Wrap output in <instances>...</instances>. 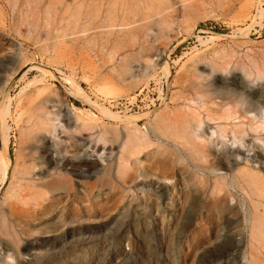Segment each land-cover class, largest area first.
I'll return each mask as SVG.
<instances>
[{
	"label": "rangeland",
	"instance_id": "obj_1",
	"mask_svg": "<svg viewBox=\"0 0 264 264\" xmlns=\"http://www.w3.org/2000/svg\"><path fill=\"white\" fill-rule=\"evenodd\" d=\"M53 1L0 0V115L9 105L0 250L15 264H248L257 198L232 175L258 166L230 149V167L223 153L202 154L188 130L200 117L201 131L222 125L217 144L243 140L249 156L264 148V0H154L155 12ZM212 91L220 97L209 100ZM249 105L256 119L223 117ZM65 107L78 115L69 123ZM34 122L60 125L67 156L89 140L105 156L84 164L85 174L66 162L58 170L47 139L31 138ZM239 123L246 135L234 138ZM165 175L173 185L158 181ZM27 177L43 185L11 202Z\"/></svg>",
	"mask_w": 264,
	"mask_h": 264
},
{
	"label": "bare ground",
	"instance_id": "obj_2",
	"mask_svg": "<svg viewBox=\"0 0 264 264\" xmlns=\"http://www.w3.org/2000/svg\"><path fill=\"white\" fill-rule=\"evenodd\" d=\"M38 1V0H37ZM61 0H54L53 3L55 4L56 2H60ZM154 0H121L118 4H117V1L114 0V3L112 2V5L110 4V8L109 9H106L105 12H150V9L153 8L154 12H155V9H154V6L156 7L157 4L154 2L152 3ZM94 7H98V6H94ZM100 8V7H99ZM95 9V8H93ZM53 10V9H52ZM92 10V9H91ZM100 12H103V10L99 9ZM97 9V11H99ZM94 12V10H92ZM95 11V12H97ZM91 12V11H90ZM159 12V11H157ZM166 71V69H165ZM167 72V71H166ZM167 76V74H166ZM217 80V79H216ZM216 82V81H214ZM211 84V83H210ZM215 85V84H214ZM219 85V84H218ZM72 91V90H71ZM70 91V92H71ZM208 91V90H207ZM231 91V90H230ZM219 92V91H218ZM220 93V92H219ZM226 93V92H225ZM233 93V92H232ZM254 94V93H253ZM257 94V93H256ZM235 95V94H234ZM206 96L208 97L209 100H212L213 98L215 97H220L218 94H216L215 91H212L210 93H207ZM230 97V96H229ZM234 98V97H233ZM246 98V97H245ZM218 100V99H217ZM226 100V99H225ZM235 101H239V102H243L244 99L243 98H239V99H234ZM220 101V100H219ZM246 101V100H245ZM249 101V100H248ZM247 101V102H248ZM10 102V101H8ZM8 104V103H7ZM238 104V103H237ZM240 104V103H239ZM252 104V103H251ZM6 105V104H5ZM6 109H4V114H1L0 115V124L1 126L3 127V130L5 128V124H6V119H5V114H8V109H9V105L5 106ZM241 105V104H240ZM247 105V104H246ZM255 105V104H254ZM36 106V105H35ZM35 106H33L35 108ZM38 106V105H37ZM235 108V107H234ZM240 108V107H239ZM256 108V107H255ZM260 109V108H259ZM230 110V109H229ZM252 110V106L249 105L247 107H244V109L242 111H240L236 116H232V112H230L227 116H223L224 118L226 117L227 118H231L232 120L237 118V117H245V118H255L253 117L254 114H250ZM45 111V110H44ZM43 111V112H44ZM255 111H258L255 109ZM261 112V111H260ZM264 112V111H263ZM41 113V112H40ZM258 113V112H257ZM256 113V114H257ZM59 114V113H57ZM243 114V115H242ZM255 114V115H256ZM259 115V114H258ZM62 118H64L66 120L67 123H69L70 121H72V119L74 118H77V114L76 112L71 108V107H65L64 110H63V113H62ZM112 116H116L118 117L116 114H113ZM9 117V115H8ZM40 117V115H39ZM42 117H44L42 115ZM110 117V116H109ZM120 117V116H119ZM198 117H199V114H198ZM210 117V116H209ZM114 118V117H113ZM213 118V117H212ZM208 119V117H207ZM242 119V118H241ZM240 119V120H241ZM256 119V118H255ZM258 119V118H257ZM36 120V119H35ZM34 120V121H35ZM204 120V119H203ZM215 120V118H214ZM213 120V121H214ZM219 120V119H218ZM221 120V119H220ZM252 120V119H251ZM37 121V120H36ZM199 121L202 123V119L199 117ZM224 121V120H222ZM234 121V120H233ZM235 121H238V120H235ZM255 121V120H252V122ZM260 121V120H259ZM40 122V121H39ZM219 122V121H218ZM226 122V121H225ZM239 122V121H238ZM244 122V121H243ZM257 122V120H256ZM42 123V122H41ZM220 123V122H219ZM232 123V122H230ZM34 124H37L34 122ZM40 125V123H38ZM37 124V125H38ZM228 124V123H227ZM253 124V123H252ZM259 124V123H258ZM257 124V125H258ZM36 125V127H37ZM45 125V123H44ZM55 125V124H53ZM242 125V124H241ZM245 125V124H244ZM41 127L43 126V123L42 125H40ZM39 126V127H40ZM60 128V125H55V126H52L53 130L48 127L45 126V128H36V130L33 129V134L31 133V135H33V137L31 138H35V139H47V141L49 142V144H47L54 152H55V164L57 165L55 168L60 170L59 168H61L63 166V163L66 162L67 164H71L73 166H75V169L79 172V173H83L85 174L86 173V169L83 167L84 164L88 163V161L90 159H95L97 157L98 158H103L105 156L104 154V150L102 151H98V149L96 148V143L93 141V140H89V141H86L85 143H81L80 145H78L75 150L73 152H71V154L69 156L66 155V151H65V148H61L60 147V143L58 141V134L56 133V129H59V128H56L58 127ZM222 126V125H221ZM220 125H210L208 124L205 128V130L201 131L200 130V134H201V140L203 141L205 138L208 139V143H205V142H201L196 144L195 146H198V149L200 147H202L203 152L202 154H206L207 156L210 155V154H219V153H223L224 155H226V158L224 155V159H225V163L227 164L228 167H230L232 165V162L234 163V161H237L236 157H231L228 155V150L230 149L231 153H233L234 151L235 152H241L242 154H244V156L242 157V159L244 158L247 162L248 160L250 161V159H253L256 164H253L255 167L258 166V172L257 171H254L253 169L250 168H244L243 169H239L236 171V174H233L232 175V181L233 183H237V185H239L242 189L243 188V183L246 184V186H252L253 189H248L250 190L252 193H253V196H254V193L256 194V200H254L252 197H250V203L253 205V215H251V210H250V215L252 216V220L251 221V231H250V241H249V248H250V260L248 261V264H264L262 262V260H260L257 257L254 256V252L253 251H256L258 249V247L260 248V251H263L264 252V148L261 147V146H258L259 147V151L257 153H254L253 156H249L250 153L248 154L247 152H245L246 150H242L240 149L238 146H229L227 145L225 142V145H223L222 147L220 148H217L216 145L217 144V140L216 138L214 137H217L219 135V138L220 136L225 135V133L222 131V127ZM226 125H224V130L226 129L225 128ZM243 126V125H242ZM228 127V126H226ZM232 127L231 125H229L228 127V130L229 128ZM240 126V123L239 125L235 124V126L233 127V137L235 138L237 136V134H240V135H244L245 133V130L244 127H241ZM259 127V126H258ZM35 128V127H34ZM56 128V129H55ZM256 128V127H255ZM61 129V128H60ZM264 129V128H263ZM257 130V129H255ZM247 131V130H246ZM181 132H182V146H187V142H188V139L186 138V128L182 127L181 128ZM258 132V131H257ZM188 133L190 134V129L188 130ZM259 134L258 137H261V135H263V133L259 132L257 133ZM191 135V134H190ZM231 135V136H232ZM246 135V134H245ZM192 136V135H191ZM222 137H225V136H222ZM244 137V136H243ZM243 137L239 138L242 139ZM263 137V136H262ZM261 137V138H262ZM233 138V140H234ZM238 138V139H239ZM264 138V137H263ZM222 140L224 138H221ZM256 139V138H255ZM260 139V138H259ZM258 140V139H256ZM264 140V139H263ZM262 140V141H263ZM255 141V140H254ZM192 142V141H191ZM190 142V143H191ZM234 142V141H233ZM196 143V142H195ZM246 143V142H245ZM251 143V142H250ZM264 145V144H262ZM251 146V145H250ZM249 146V147H250ZM197 149V147H196ZM200 149H199V152H200ZM220 155V156H221ZM218 156V155H217ZM95 157V158H94ZM244 160V161H245ZM252 161V160H251ZM246 163V162H245ZM251 163V162H250ZM249 164V163H248ZM9 160L6 158V155L3 153L0 155V173H1V180L3 181L5 178H7V175H8V168H9ZM66 165V164H65ZM206 165V164H205ZM214 167V166H213ZM246 167V166H245ZM87 168V167H86ZM206 168H209V166L207 165ZM204 169V168H203ZM210 169H211V166H210ZM215 169V167L213 168ZM217 169V168H216ZM206 171V170H204ZM51 171L48 169V168H45L44 172L45 175H48ZM138 174V173H137ZM144 174V173H143ZM139 175V174H138ZM146 175V174H145ZM143 176V175H142ZM221 179L225 180L226 179V176H224L223 174H220L219 175ZM156 177V176H155ZM238 178L240 179V181L238 180ZM158 181L160 182H163V183H166V184H169L171 185L172 182H173V176H166L159 179L157 177ZM38 179H35V178H32V177H27L26 181H25V184L17 189L14 190V193H13V199L14 201H11V202H21V203H24L25 202V191L26 189L29 190L32 194L34 193H37V189H36V186L37 184H40V185H43L42 182H38L37 181ZM226 181V180H225ZM173 185V184H172ZM31 187V189H28L27 187ZM167 186V185H166ZM253 190V191H252ZM255 191V192H254ZM252 193H249V195L251 196ZM254 196V197H255ZM173 197V196H172ZM249 199V198H248ZM173 200V199H172ZM172 200H169V204L172 203ZM244 201V200H243ZM10 202V203H11ZM245 202V201H244ZM243 202V203H244ZM247 202V201H246ZM14 203H11V204H14ZM173 204V203H172ZM249 205V204H248ZM18 206V205H17ZM15 206V207H17ZM262 207V210L259 209V207ZM14 207V206H12ZM14 207V208H15ZM246 206H244L245 208ZM248 207V206H247ZM252 207V206H251ZM246 210V209H245ZM245 212V211H244ZM247 213V212H246ZM248 214V213H247ZM249 215V214H248ZM251 219V218H250ZM93 221H83L81 223H92ZM79 223V222H78ZM41 233H50V231L48 229H46L45 227L40 231ZM7 233V232H6ZM231 233V232H230ZM258 251V250H257ZM260 251H259V254H260ZM258 253V252H257ZM256 253V255H257ZM3 255L0 256V260H9V257H11V254L9 253H5L3 252V250H0V255ZM258 254V255H259ZM261 257H263V255H261ZM12 258V257H11ZM22 261H24L23 259L20 260V263H22Z\"/></svg>",
	"mask_w": 264,
	"mask_h": 264
},
{
	"label": "clouds",
	"instance_id": "obj_3",
	"mask_svg": "<svg viewBox=\"0 0 264 264\" xmlns=\"http://www.w3.org/2000/svg\"><path fill=\"white\" fill-rule=\"evenodd\" d=\"M258 118L261 121H264V112H259ZM202 127V123L199 120H193L191 126H190V134L192 135V138L194 140H196L197 142H205L208 143V139L205 138L203 141L201 140V134H200V129ZM220 143L218 145H216L217 148L222 147L223 145H225V143L223 141H219ZM229 146H238L240 149L245 150L246 146L243 143V140H238V141H234V142H227L226 143ZM21 256L23 257L24 254H21ZM9 262L10 264H15V260L11 257H9Z\"/></svg>",
	"mask_w": 264,
	"mask_h": 264
}]
</instances>
